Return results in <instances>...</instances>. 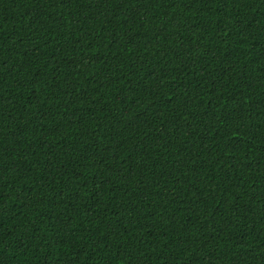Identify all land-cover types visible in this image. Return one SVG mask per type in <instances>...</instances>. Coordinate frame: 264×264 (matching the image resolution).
Here are the masks:
<instances>
[{
    "label": "trees",
    "instance_id": "obj_1",
    "mask_svg": "<svg viewBox=\"0 0 264 264\" xmlns=\"http://www.w3.org/2000/svg\"><path fill=\"white\" fill-rule=\"evenodd\" d=\"M0 264H264V0H0Z\"/></svg>",
    "mask_w": 264,
    "mask_h": 264
}]
</instances>
